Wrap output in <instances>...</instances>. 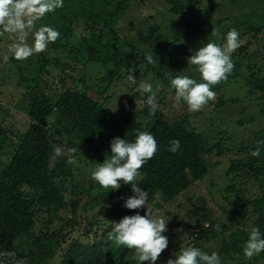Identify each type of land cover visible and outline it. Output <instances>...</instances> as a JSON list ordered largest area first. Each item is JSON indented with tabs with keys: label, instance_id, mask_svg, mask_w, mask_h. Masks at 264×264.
Listing matches in <instances>:
<instances>
[{
	"label": "trees",
	"instance_id": "trees-1",
	"mask_svg": "<svg viewBox=\"0 0 264 264\" xmlns=\"http://www.w3.org/2000/svg\"><path fill=\"white\" fill-rule=\"evenodd\" d=\"M164 1L176 17L170 30L164 33L159 26L152 25L149 37L138 33L144 48L156 60L153 64L119 33L121 20L138 0H64L62 8L38 22V26L45 24L59 31L60 37L48 45L47 51L36 54L37 66L32 77L19 68L27 84L24 93L29 118L27 128L20 131L0 121V254L14 252L24 264H44L54 258L60 260L59 264H136L128 257L131 250L117 247L107 238L111 221L118 222L137 212L143 215L146 211L123 206L134 195L131 186L125 185L128 192L125 196L119 189L101 188L92 180L91 173L86 181H75L73 164L67 163L68 155H56L55 150L62 146L68 149L84 146L96 164L102 163L111 155L113 138L134 141L137 131H148L155 137L158 150L140 170L137 182L148 191L149 202L158 196L166 202L176 200L194 183L204 181L214 158L227 157L230 161L225 192L235 201L223 208L220 219H215L204 205H195L192 209L195 223H187L183 229L190 239L186 246L199 247L209 254L218 252L221 264L264 261V252L252 259L243 254L250 226L258 227L264 238V148L259 157L250 155L257 141L264 140V68L259 67L264 66V24L231 14L219 17L216 22L214 14L221 3L215 0ZM79 25L84 26V33L77 37L75 29ZM233 28L240 33V41L245 39L246 43L232 54L235 67L228 80L212 90L218 95L224 86L242 76L240 71L244 68L250 71L246 77L248 94L259 99L262 115L248 120L256 126L249 142L226 126L199 130L184 115L172 120L160 117L157 112L152 116L148 106L143 110L147 119L118 118L103 102L70 86L66 74L57 92L44 80L51 64L62 71L68 67L74 70L69 62L61 63L59 55L65 54L73 66L83 62L103 66L107 74L101 81L106 83L107 91L115 80L122 81L130 72L131 59L135 56L175 95L170 79L175 75L173 69L178 59L187 56V36L198 35L206 42L223 44L224 36ZM213 29L219 32V38L211 35ZM189 77L201 82L200 77ZM237 102L216 97L208 106L217 110ZM52 118L57 124H53ZM174 139L180 141V149L175 154L168 150ZM68 207L70 214L64 218L68 230L62 234L50 229L49 224L57 217L56 211ZM247 208H251V217H246ZM81 212H86L87 220L91 214L94 235L88 229L84 233L80 231ZM42 213L48 215L47 225L41 221ZM205 224L208 226L204 227ZM216 225L220 231L215 230ZM100 231L105 235H98ZM177 252L170 254L165 250L160 256L161 263L167 264ZM0 264L11 262L0 255Z\"/></svg>",
	"mask_w": 264,
	"mask_h": 264
},
{
	"label": "rangeland",
	"instance_id": "rangeland-1",
	"mask_svg": "<svg viewBox=\"0 0 264 264\" xmlns=\"http://www.w3.org/2000/svg\"><path fill=\"white\" fill-rule=\"evenodd\" d=\"M215 1L221 3L214 14L216 22L219 17L231 14L232 16L239 15L247 18L255 24H264V0ZM175 19L176 17L169 12L164 0H138L121 20L118 26L119 33L125 40L131 42L140 53L147 56L149 55V49L144 48L145 46L141 43L138 33L143 32L148 36L152 25L159 26L162 32L167 33L166 30H170ZM216 22L213 23L215 26ZM80 33H84L83 25H79L75 29L77 37ZM187 38V56L178 59V65L173 69V73L175 75L181 73L188 76L200 77L195 66L188 65V58L207 42L202 40V37L198 35L187 36ZM11 42L8 34L0 36V121L5 126L10 127V125H14L15 129L24 131L29 121L26 112L27 101L24 94L27 84L21 78L19 68L21 66L26 74L32 77V71L37 66V56L34 54L27 60H16L8 52V45ZM28 42H32L31 36H29ZM245 43L246 40L242 39L241 45ZM5 55L9 57L7 61L3 59ZM59 56L62 64L69 62L68 65L74 67V70L68 67L64 68V72L54 64L49 65L47 72L44 73V80L47 86L52 87L56 92L60 91L62 88L61 78H64V74H66L67 83L70 86L81 91H86L93 98L103 102L118 118L125 116L138 120L146 118L143 110L147 107L145 103L147 93L137 90L138 85L142 82L151 83L154 91L157 85H159V91L157 92L159 107L157 113L160 117L172 120L184 115L199 130L226 126L234 131L237 136L242 137L243 141L249 142L253 138V130L256 126L253 121L248 120L258 119L262 115V105L259 104V99L255 95L248 94L246 77L250 71L246 68L240 71L242 73L240 78H237L230 85L224 86L220 93L216 95L217 99L218 97H222L225 102L234 99L238 100L237 103L227 104L225 107H220L217 110L207 105L202 111L193 113L188 111L187 105L183 101L178 105L176 104L175 95L163 87L162 82L141 58L136 59L135 56H132L131 59L130 72L134 69L137 81L135 85L127 81L129 72L122 81L115 80L108 90L105 91L106 83L101 81V79L107 74V70L103 66L92 62H83L73 66L65 54H60ZM259 67L264 68V66ZM52 122L53 124H57L55 118H52ZM77 148L80 151L77 152L76 163L73 164L74 180L84 182L88 179V175L94 169L96 163L84 146H78ZM61 149L63 151L59 156L68 155V148L66 146H62ZM229 165L230 161L227 157L214 158L211 163L210 172L204 181L194 183L179 198L166 202L158 196L155 201L149 202L151 207L159 209L165 218H169L167 223L168 231L164 234H167L168 237L169 243L166 251L170 252V254L177 252L181 247L189 243L190 239L183 229L184 226L186 227L188 224L193 225L195 223V216L192 213L195 205H204L213 213L215 219H220L223 217V208L230 207L229 202L235 201V198L231 194L225 192L229 184L226 176ZM125 185L121 182L119 190L127 196L128 192ZM86 212H81L80 217H78V222L81 223L79 226L80 231L84 233L85 229H88L94 235L95 231H93V227L95 226L91 224L94 221L91 218V214H89V220L85 218ZM245 213L246 217H251V208H247ZM56 214L57 217L53 220L52 224H49V227L55 232L64 234L68 230L66 219L64 218L70 214V208H60L56 211ZM41 219L44 225H47L48 215L46 213L41 214ZM98 235L104 236L105 234L100 231ZM194 236L196 239L198 238L197 235ZM128 257L136 263L133 259L132 251L128 253ZM59 262L58 258H54L47 259L44 264H59ZM156 264H162L160 258ZM260 264H264V261Z\"/></svg>",
	"mask_w": 264,
	"mask_h": 264
},
{
	"label": "clouds",
	"instance_id": "clouds-1",
	"mask_svg": "<svg viewBox=\"0 0 264 264\" xmlns=\"http://www.w3.org/2000/svg\"><path fill=\"white\" fill-rule=\"evenodd\" d=\"M64 6V0H0V36L8 34L12 41L8 45V52L18 60H27L34 54L47 50L50 43H55L60 33L53 27L38 22L43 21L50 13ZM211 35L219 38L217 30H212ZM29 36L32 42L29 43ZM240 33L235 29L229 30L224 36V43L209 41L196 50L189 58L188 65L195 66L201 82L188 75L177 74L170 79L171 89L175 91V102L186 103L189 112L202 111L211 101L216 99V92L212 89L222 82H226L234 70L232 54L240 47ZM9 59L7 55L3 57ZM149 64L156 63L153 55L146 56ZM127 81L135 85L137 83L134 69L127 76ZM137 90L147 93L146 105L149 114L154 116L158 110L157 92L153 90L151 83L142 82ZM111 155H107L102 163H97L91 171V178L101 188L106 190H118L121 182L131 186L133 196L128 197L124 207L129 210L145 208L143 215L137 212L135 215H126L118 222H110L108 240L117 247H125L133 252L136 264H156L162 253L168 247V237L164 235L168 231L165 218L159 209H154L149 204V193L143 190L137 178L141 175L144 165L154 158L158 143L155 137L148 131H137L134 141H128L120 137L112 139ZM264 148V140L257 141V147L250 153L252 157H259ZM180 149V141H170L168 150L175 154ZM62 149L57 147L56 155L62 154ZM79 148L73 147L67 150L68 164L76 163V154ZM111 205H103L110 207ZM207 227L208 225H203ZM220 231V226H215ZM210 246V245H209ZM264 252V238L258 227L250 226L248 239L243 245L245 258L253 257ZM5 261L11 264H24L16 258L14 252L0 254ZM175 258L167 260V264H221L218 252L209 254L199 247L184 246L174 254Z\"/></svg>",
	"mask_w": 264,
	"mask_h": 264
}]
</instances>
